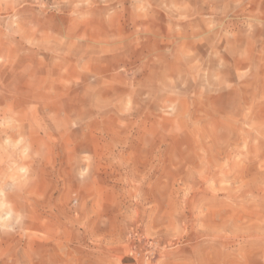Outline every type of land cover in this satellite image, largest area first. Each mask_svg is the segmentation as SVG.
<instances>
[{
  "label": "rangeland",
  "instance_id": "1",
  "mask_svg": "<svg viewBox=\"0 0 264 264\" xmlns=\"http://www.w3.org/2000/svg\"><path fill=\"white\" fill-rule=\"evenodd\" d=\"M4 203L0 264H264V0H0Z\"/></svg>",
  "mask_w": 264,
  "mask_h": 264
},
{
  "label": "clouds",
  "instance_id": "2",
  "mask_svg": "<svg viewBox=\"0 0 264 264\" xmlns=\"http://www.w3.org/2000/svg\"><path fill=\"white\" fill-rule=\"evenodd\" d=\"M25 151H27V149H25ZM0 207H7V204H6V203H4V204H0ZM20 219H21V217L17 216V217L15 218V222H16V223H19ZM8 220H9V217L6 215V216L3 218V221H4V223H5V226H7V222H8Z\"/></svg>",
  "mask_w": 264,
  "mask_h": 264
}]
</instances>
